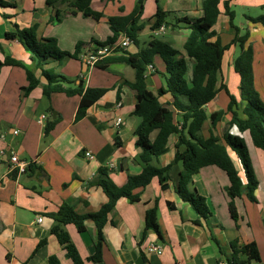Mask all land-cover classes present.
<instances>
[{
	"label": "crops",
	"instance_id": "obj_1",
	"mask_svg": "<svg viewBox=\"0 0 264 264\" xmlns=\"http://www.w3.org/2000/svg\"><path fill=\"white\" fill-rule=\"evenodd\" d=\"M138 0H93L92 9L104 14L101 20L85 18L74 8V0H58L49 5L48 0H0V61L10 57L32 71L39 80L38 87L27 95L21 89L28 86L27 73L21 67H4L0 73V264H73L58 238L51 233L56 226L52 215L67 204L79 215L97 213L107 202L103 189L97 186L101 171H106L112 183L124 187L129 177L143 171L136 147L135 132L142 120L134 114L136 93L126 82L133 83L136 72L124 63H112L106 69L89 66L85 57L98 45H104L112 36L109 18L126 17L133 13ZM205 0H145L141 19L143 30L137 44L126 52L132 55L147 49L153 39L168 43L185 57L186 79L191 86L195 60L186 56L184 45L190 29L184 20L201 19ZM226 3L235 12L234 26L250 33L244 46L232 45L236 30L226 15ZM264 0H221L220 16L213 27L211 40L228 47L222 60V77L217 97L206 107L208 117L201 135L211 137L209 117L223 111L225 115L216 124L213 134L226 146L244 189L246 175L236 153L229 148L227 134L244 139L259 181L255 192L256 202H251L245 192L239 198L230 193L227 174L214 166L203 167L194 175L190 191L206 199L210 216L202 218L178 194L182 165L173 166L170 179L160 184L155 178L146 188L134 191L140 200L132 203L120 199L110 213L104 228L102 261L94 263L97 228L92 221L80 233L74 225L63 227L85 264H227L231 243H255L264 264V151L256 148L248 132L241 133L231 124L228 112L230 96L241 102V78L235 72L234 62L240 54L252 48L255 88L264 103V28L252 24L248 18H257ZM158 7L167 14V26L153 30ZM60 18L59 22H52ZM16 27H37V39H56L64 52L74 53L79 47V59L59 62L47 60L41 68L35 67L30 54L18 41L6 39V34ZM119 51L112 57L122 56ZM153 70H147L148 89L156 96L165 87L161 77L166 65L156 56ZM56 73L83 82L85 88L106 89L108 92L88 109L84 118L76 120L81 98L63 93L45 95L48 84L43 71ZM223 84L226 89H221ZM162 105L173 108L171 94L159 97ZM46 119L40 122L41 116ZM54 129L45 135L46 126L58 120ZM117 119L122 124L117 127ZM18 132V134H15ZM158 131L150 135L154 142ZM178 136L168 141V151L155 164L164 168L176 156ZM91 152L92 159L86 158ZM28 163L24 174L12 168L11 158ZM112 165V166H111ZM236 209L237 218L230 212ZM157 210L160 233L145 229L146 214ZM43 217L39 223L38 218ZM46 243L39 246L40 243ZM155 244L163 248L161 256H147L145 248Z\"/></svg>",
	"mask_w": 264,
	"mask_h": 264
},
{
	"label": "trees",
	"instance_id": "obj_2",
	"mask_svg": "<svg viewBox=\"0 0 264 264\" xmlns=\"http://www.w3.org/2000/svg\"><path fill=\"white\" fill-rule=\"evenodd\" d=\"M93 0H74V8L82 13L85 18L101 20L104 14L95 12L91 5ZM111 2L115 0H109ZM58 0H48L49 5H54ZM221 0H205L203 5V17L201 19L184 20L190 29V35L184 45L186 56L195 60L191 77V86L186 79L187 63L185 57L173 49L168 43L153 39L147 49L132 55L124 51L120 57H110L97 64L101 70L112 63H124L136 72L133 83L126 82L135 91L137 104L134 114L141 118L142 122L135 132L137 138L136 147L140 151L139 160L143 165V171L138 176L129 177L124 187H116L109 179L106 171H101L97 186L101 187L108 197V202L95 214L79 215L72 206L63 205L59 211L52 215L56 226L51 233L55 235L66 251V256L73 264H85L77 249L72 244L70 237L63 227L74 225L78 232L86 229V222L92 221L97 228L96 254L90 258L94 263L102 261V250L104 245V228L108 223L109 215L116 207L120 199H127L132 203L140 200L134 191L146 188L157 178L160 184L164 185L170 179V171L177 164L182 165L178 194L184 202L189 203L192 208L202 217L208 218L210 211L206 199L195 192L190 191V184L194 175L198 174L203 167L214 166L224 171L230 181V193L234 198H239L245 192L251 202H256L255 192L259 187V181L255 175L249 149L243 138L227 134L224 137L226 145L231 148L242 163L247 186L244 189L238 172L228 154L226 146L213 134L216 124L221 121L225 112L220 111L209 117L212 124L211 137L205 140L201 130L207 121L205 107L212 102L219 93V83L222 77V60L228 47H223L218 41L213 43L215 33L213 27L220 16ZM145 0H138L132 14L126 17H115L108 19V25L112 36L106 44L115 43L122 35L130 37L135 44L138 42L139 34L143 30L141 23ZM226 15L232 27L236 30V36L232 45L244 46L250 38V33L245 31L240 37L242 29L234 26L235 12L231 10L229 3H226ZM262 14L257 18H248L255 25L264 28V6ZM167 14L160 7L155 17L153 30L167 26ZM59 22L60 18L52 22ZM6 39L18 41L30 54L35 67L41 68L43 64L54 59L59 62L65 59H79L80 49L74 53L62 51L56 39H37V27L21 29L16 27L6 34ZM156 56H161L166 65V72L162 74L165 87H162L157 96L152 93L146 83V72L149 66L153 65ZM21 67L26 70L28 86L22 88V94L27 95L34 91L39 80L35 74L22 63L7 57L0 61V73L4 67ZM235 72L241 78V102L230 95L228 112L232 114L231 124L238 128L241 133L248 132L256 148L264 151V103L255 88L253 73V50H244L234 62ZM43 76L48 84L45 88V95L50 97L54 93H63L68 97L79 96L81 98L76 120L80 121L85 117L89 108L100 100L107 92L106 89L85 88L81 81L76 85L72 81L55 71H43ZM221 89L226 87L221 84ZM171 94L173 108L162 105L159 97ZM59 119L52 121L46 126L45 135L54 129ZM158 131L154 142H151L150 135ZM178 136L176 144V156L173 163L167 167L160 168L155 162L159 157L168 151V141L171 136ZM230 212L234 219L237 218L235 206L230 205ZM146 230H154L160 233L157 222V210L152 209L146 214ZM43 241L39 246L44 245ZM53 263L57 260L52 259ZM227 264H262L258 247L255 243L240 245L238 241L231 243V255Z\"/></svg>",
	"mask_w": 264,
	"mask_h": 264
},
{
	"label": "built area",
	"instance_id": "obj_3",
	"mask_svg": "<svg viewBox=\"0 0 264 264\" xmlns=\"http://www.w3.org/2000/svg\"><path fill=\"white\" fill-rule=\"evenodd\" d=\"M134 44L133 40L126 36L122 35L115 43L107 44V45H98L93 50H91L87 56L85 57V63L89 66H97V64L105 61L106 59L114 56L119 51H127ZM148 70L152 71L153 66H149ZM46 116H41L40 122L44 121ZM122 124L121 119H117L116 126L119 127ZM18 134V132H15ZM86 158L91 160L92 154L91 152H86ZM11 163L13 164L12 168L17 171L18 174H24L27 170L28 163L19 160L16 156L11 158ZM112 166V165H111ZM38 222H43V217L38 218ZM145 253L147 256L157 255L161 256L163 254V248L161 246L155 244H149L145 248Z\"/></svg>",
	"mask_w": 264,
	"mask_h": 264
}]
</instances>
